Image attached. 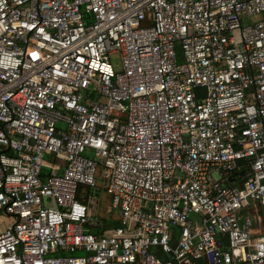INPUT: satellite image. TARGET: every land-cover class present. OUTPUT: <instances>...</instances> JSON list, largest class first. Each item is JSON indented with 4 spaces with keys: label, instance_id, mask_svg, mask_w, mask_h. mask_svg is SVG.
<instances>
[{
    "label": "built area",
    "instance_id": "obj_1",
    "mask_svg": "<svg viewBox=\"0 0 264 264\" xmlns=\"http://www.w3.org/2000/svg\"><path fill=\"white\" fill-rule=\"evenodd\" d=\"M0 217V264H264V0H0Z\"/></svg>",
    "mask_w": 264,
    "mask_h": 264
},
{
    "label": "rangeland",
    "instance_id": "obj_2",
    "mask_svg": "<svg viewBox=\"0 0 264 264\" xmlns=\"http://www.w3.org/2000/svg\"><path fill=\"white\" fill-rule=\"evenodd\" d=\"M256 17H254L253 19H255ZM111 62L113 63V65L118 69L121 66V60H120V55L117 52H113L109 55ZM88 156H92V153L90 151L87 152ZM46 163H53V156L48 153L45 155L44 158ZM94 196L95 198H97L98 202H97V206H96V215L92 216L93 219H97L98 217L101 216H106V214H108L107 209L110 208V198L108 196V194L102 189H98L97 191H94ZM50 205L54 206L53 203H50ZM4 221L6 222V224H8V222L11 221V217H3ZM2 218V219H3ZM1 220V217H0Z\"/></svg>",
    "mask_w": 264,
    "mask_h": 264
},
{
    "label": "trees",
    "instance_id": "obj_3",
    "mask_svg": "<svg viewBox=\"0 0 264 264\" xmlns=\"http://www.w3.org/2000/svg\"><path fill=\"white\" fill-rule=\"evenodd\" d=\"M47 171L48 169L44 170V172H47ZM90 191L91 190L89 188H85L83 189V192L78 193L77 197L81 200H86V197L84 195L86 196L90 195L91 193ZM95 215L96 214L92 216H95ZM91 221L92 223L87 225V229L89 230V232L93 234H97V235H101L106 230L110 228H114L119 225V220L113 211H110L108 214H106V216H101V217H98L97 219H93V217H91ZM100 223L102 225L101 227H100ZM162 258L166 259V257H162Z\"/></svg>",
    "mask_w": 264,
    "mask_h": 264
},
{
    "label": "crops",
    "instance_id": "obj_4",
    "mask_svg": "<svg viewBox=\"0 0 264 264\" xmlns=\"http://www.w3.org/2000/svg\"><path fill=\"white\" fill-rule=\"evenodd\" d=\"M97 206V205H96ZM96 206L94 207V212H93V214H96ZM110 211H113L112 209H111V207L110 208H108L107 209V212L109 213ZM114 212V211H113ZM115 213V212H114ZM115 215H116V213H115Z\"/></svg>",
    "mask_w": 264,
    "mask_h": 264
}]
</instances>
